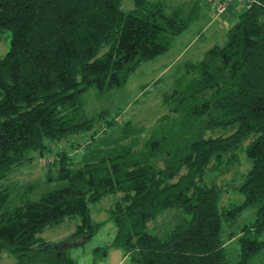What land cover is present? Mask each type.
<instances>
[{"label": "trees", "instance_id": "obj_1", "mask_svg": "<svg viewBox=\"0 0 264 264\" xmlns=\"http://www.w3.org/2000/svg\"><path fill=\"white\" fill-rule=\"evenodd\" d=\"M207 1L217 10L220 0ZM130 2L0 0V37L10 31L0 56V185L16 166L49 153L52 142L84 131L93 139L105 109L86 114L83 93L124 85L141 61L165 52L198 15L197 2L188 12L162 0ZM163 103L166 113L141 142L136 135L143 126L126 119L113 142L89 139L81 151L71 143L75 156L59 148L48 163L55 168L49 179L58 184L37 198L13 203L0 187V250L16 264H75L64 242L38 233L77 215L69 238L80 243L100 223L89 203L120 192L107 208L114 235L96 249L119 247L131 264H246L264 230V0H247L224 40L185 64ZM227 125H234L228 134H205ZM238 151L250 160L237 186L242 199L223 206L222 187L205 181V172L229 169ZM249 205L255 218L241 227L239 257L230 261L222 218L234 219ZM170 207L185 216L164 235L150 232L148 221Z\"/></svg>", "mask_w": 264, "mask_h": 264}, {"label": "rangeland", "instance_id": "obj_2", "mask_svg": "<svg viewBox=\"0 0 264 264\" xmlns=\"http://www.w3.org/2000/svg\"><path fill=\"white\" fill-rule=\"evenodd\" d=\"M168 7L181 6L188 12L192 4L196 2L198 15L190 22L189 26L181 33L175 35L169 48L154 58L141 61L129 75L126 83L120 87L112 88L103 93H97L94 88L86 90L83 95V109L86 114H93L100 109H105L104 115L98 121V130L94 138H90V132L84 131L69 135L60 141L50 144L51 151L46 155H34L31 160L16 166L0 187L8 188L10 201L20 202L26 198H37L44 190L54 187L58 181L49 179L55 173L54 167L48 163L59 148H65L75 156L72 144H79V149L85 147L87 140L92 139V144L113 142L121 137L122 123L130 119L136 125L143 126V130L136 135L139 142L143 141L156 127L160 118L167 111L163 103V92L170 91L177 77L184 75L187 62L197 61L204 51L213 43L222 42L225 38V30L235 19L237 11L247 4V0H232L229 11L224 9L214 10V6L207 0H162ZM124 7L131 5L130 0H123ZM233 7V8H232ZM228 9V8H227ZM10 31L5 29L0 37V56L9 46ZM172 113H169V115ZM111 126L103 129L106 120L114 118ZM234 129V125L217 126L206 130V135H225ZM254 135H249L243 140L246 143ZM138 142V143H139ZM75 158V157H74ZM250 166V160L243 152L238 151V158L231 162L229 169L210 166L205 172V181H215L222 187L220 203L227 206L229 203H237L242 195L237 191V186L242 181L246 170ZM33 186L30 191L25 190ZM120 192H111L96 202H90L89 208L94 220L100 221L97 230L80 243H72L69 234L74 230L79 221L77 215L65 218L62 222L46 226L38 235L47 241H62L65 243L67 253L75 260V264H131L119 247L110 246L106 252L102 248L112 239L116 226L107 208L119 197ZM255 205H249L242 209L234 219L222 218L223 240L227 258L236 261L239 257L240 246L237 235L244 223L255 218ZM185 213L174 207L166 208L147 223L150 232L164 235ZM263 240L262 246L250 256L246 264H264V230L256 236ZM0 264H16V258L8 250H0Z\"/></svg>", "mask_w": 264, "mask_h": 264}, {"label": "built area", "instance_id": "obj_3", "mask_svg": "<svg viewBox=\"0 0 264 264\" xmlns=\"http://www.w3.org/2000/svg\"><path fill=\"white\" fill-rule=\"evenodd\" d=\"M225 1H228V0H220L218 3H217V8L219 9H224V4H225ZM218 10V9H217Z\"/></svg>", "mask_w": 264, "mask_h": 264}, {"label": "crops", "instance_id": "obj_4", "mask_svg": "<svg viewBox=\"0 0 264 264\" xmlns=\"http://www.w3.org/2000/svg\"><path fill=\"white\" fill-rule=\"evenodd\" d=\"M124 254V253H123ZM124 256H126L125 254H124Z\"/></svg>", "mask_w": 264, "mask_h": 264}]
</instances>
